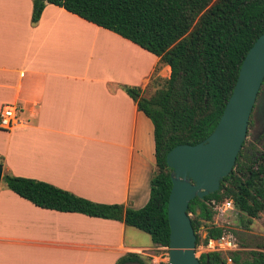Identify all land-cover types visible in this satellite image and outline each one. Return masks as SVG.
I'll return each instance as SVG.
<instances>
[{
    "label": "crops",
    "instance_id": "1",
    "mask_svg": "<svg viewBox=\"0 0 264 264\" xmlns=\"http://www.w3.org/2000/svg\"><path fill=\"white\" fill-rule=\"evenodd\" d=\"M31 14L32 0H0V111L19 106L17 123L0 129L3 171L143 207L156 169L153 125L123 87L144 90L158 58L62 7L47 3L36 24ZM140 233L40 208L0 181V264H116L129 252L153 261L162 247Z\"/></svg>",
    "mask_w": 264,
    "mask_h": 264
},
{
    "label": "trees",
    "instance_id": "2",
    "mask_svg": "<svg viewBox=\"0 0 264 264\" xmlns=\"http://www.w3.org/2000/svg\"><path fill=\"white\" fill-rule=\"evenodd\" d=\"M47 3L116 33L158 58L147 85L155 87L152 95L143 96L139 87H123L152 122L156 172L150 180L149 199L138 209L93 202L51 183L6 171L2 181L40 208L118 220L147 233L154 244L168 247L171 169L166 154L176 145L201 142L215 128L245 55L264 32V0H32V24ZM160 65L170 68L161 84L162 78L154 75ZM227 200L247 216L246 225L264 212V151L249 155L241 149L219 189L189 202L187 214L196 246L231 233L212 224L216 207ZM202 227L204 237L199 233ZM245 247L232 252L231 264H264V242L252 250ZM199 261L225 264L226 259L219 252H206ZM124 263L143 264L144 259L129 252L116 262Z\"/></svg>",
    "mask_w": 264,
    "mask_h": 264
},
{
    "label": "water",
    "instance_id": "3",
    "mask_svg": "<svg viewBox=\"0 0 264 264\" xmlns=\"http://www.w3.org/2000/svg\"><path fill=\"white\" fill-rule=\"evenodd\" d=\"M263 85L264 32L245 55L233 91L211 134L193 145H176L166 154V164L171 169L167 264H201L188 204L195 197L216 192L221 180L232 171ZM2 175L0 164V181ZM212 206L215 207L213 203Z\"/></svg>",
    "mask_w": 264,
    "mask_h": 264
},
{
    "label": "rangeland",
    "instance_id": "4",
    "mask_svg": "<svg viewBox=\"0 0 264 264\" xmlns=\"http://www.w3.org/2000/svg\"><path fill=\"white\" fill-rule=\"evenodd\" d=\"M163 66L160 65L158 68V71L154 73L156 77H160L161 81L159 84L163 82V79H166L169 77L168 74L163 73ZM158 87V86H156ZM155 87L151 86H146L144 90H142V94L144 93L143 96L148 97L152 95L154 92ZM264 93V85L260 91L259 96L262 97ZM259 106V105H258ZM258 108L254 109L253 114H252V120L253 123L250 125L247 136H246V142H252L255 141L256 145L255 151L260 154L264 151V139L261 136V130L262 126L264 124V117L259 113L258 115L256 114L258 112ZM260 121V122H259ZM1 131V130H0ZM5 132V131H2ZM4 135H0V140H2ZM156 172V170H155ZM247 216L235 209H226V210H217L216 209V214L213 217L212 224L215 226H220L223 227L224 230L230 231L232 233V236L235 238L236 242L239 243V246H246V250H252L255 249L256 244L264 242V212L260 213L257 218L252 219L251 223L247 224ZM199 233L202 237L205 236V228L202 227L199 230ZM144 236L145 240L147 241L146 243L152 244V240L150 236L146 233H140ZM150 251H147L145 253H148ZM155 255L153 261L150 259V257H145L144 258V263L143 264H167V253H168V248L167 247H162L157 251L151 252ZM197 253V252H196ZM199 256V255H198ZM130 264H140V263H130Z\"/></svg>",
    "mask_w": 264,
    "mask_h": 264
},
{
    "label": "built area",
    "instance_id": "5",
    "mask_svg": "<svg viewBox=\"0 0 264 264\" xmlns=\"http://www.w3.org/2000/svg\"><path fill=\"white\" fill-rule=\"evenodd\" d=\"M19 106L17 104L5 105L0 111V129L10 130L18 121ZM234 208L233 202L227 200L221 205L217 206V210H226ZM240 249L239 243L236 242L232 233H224L217 238H209L206 242H201L196 246L195 251L198 255L206 252H219L226 261L225 264H231L232 252Z\"/></svg>",
    "mask_w": 264,
    "mask_h": 264
},
{
    "label": "flooded vegetation",
    "instance_id": "6",
    "mask_svg": "<svg viewBox=\"0 0 264 264\" xmlns=\"http://www.w3.org/2000/svg\"><path fill=\"white\" fill-rule=\"evenodd\" d=\"M260 94V93H259ZM259 105V106H258ZM258 108V112L256 113L257 115L260 113L262 115V117H264V94L262 97L258 96L257 98V103L255 104V108L256 109ZM253 109V111H254ZM253 114V112H252ZM252 114H251V117H250V120L252 123H253V120H252ZM260 122V121H259ZM251 123V124H252ZM249 124H248V129H249ZM248 132V131H247ZM247 136V135H246ZM261 136L263 137L264 139V124L262 126V130H261ZM246 139V138H245ZM254 145H256V142L255 141H252V142H246V140H244V143L241 147V149H244V152L248 153L249 155L252 154V153H256V155H259L256 151H255V147Z\"/></svg>",
    "mask_w": 264,
    "mask_h": 264
}]
</instances>
